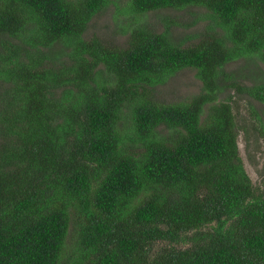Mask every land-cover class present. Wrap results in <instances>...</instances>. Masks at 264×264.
I'll use <instances>...</instances> for the list:
<instances>
[{
    "label": "trees",
    "instance_id": "trees-1",
    "mask_svg": "<svg viewBox=\"0 0 264 264\" xmlns=\"http://www.w3.org/2000/svg\"><path fill=\"white\" fill-rule=\"evenodd\" d=\"M111 4L125 44L85 37ZM193 7L185 38L141 19ZM243 60L264 64V0H0V264H264V167L239 145L264 142V73L242 83ZM185 69L201 91L160 101Z\"/></svg>",
    "mask_w": 264,
    "mask_h": 264
},
{
    "label": "rangeland",
    "instance_id": "rangeland-1",
    "mask_svg": "<svg viewBox=\"0 0 264 264\" xmlns=\"http://www.w3.org/2000/svg\"><path fill=\"white\" fill-rule=\"evenodd\" d=\"M121 3L124 0H114ZM206 10L204 8H190L189 10H160L151 12L142 17V21L147 22L153 29L158 32L164 31L167 28L173 38H185L189 35H194L202 30L207 21L205 20ZM171 21V23H169ZM128 26V23L121 24L116 15L114 5H110L103 13L96 16L90 23L85 37L98 38L106 40V42L115 45L125 44L127 34L123 31V27ZM247 63L244 60L238 61L227 66L230 73L239 76V81L248 85L254 83L261 74L264 73V64L260 61ZM258 68L259 71H258ZM202 89L201 81L196 77L194 69H185L172 77L167 84L158 87L156 94L162 102L170 103L176 101L188 100L191 96L198 94ZM230 91V90H229ZM225 92L224 97L235 93ZM260 114L264 113V105L257 101H253ZM242 114L246 116L245 109L242 107ZM264 120V118H263ZM257 135L248 138L244 133H240L239 145L243 154L246 168L254 182L260 178L261 171L264 167V142L259 140Z\"/></svg>",
    "mask_w": 264,
    "mask_h": 264
}]
</instances>
